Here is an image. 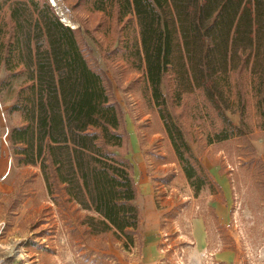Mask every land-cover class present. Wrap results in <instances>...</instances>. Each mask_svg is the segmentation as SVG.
Listing matches in <instances>:
<instances>
[{
  "label": "rangeland",
  "instance_id": "rangeland-1",
  "mask_svg": "<svg viewBox=\"0 0 264 264\" xmlns=\"http://www.w3.org/2000/svg\"><path fill=\"white\" fill-rule=\"evenodd\" d=\"M47 1L75 30L119 110L127 139L117 153L132 166L139 233L129 244L113 231H91L89 218L98 217L59 187L48 194L39 167L23 165L9 147L6 133L21 124L9 109L29 75L17 58L6 69L9 52L23 44L12 39L13 0H0V264H264V106L257 108L250 68L230 73L215 105L199 89L184 92L175 67L163 75L166 110L199 164L188 180L143 63L129 58L135 18L99 11L95 0ZM197 221L204 229L195 240Z\"/></svg>",
  "mask_w": 264,
  "mask_h": 264
},
{
  "label": "trees",
  "instance_id": "trees-1",
  "mask_svg": "<svg viewBox=\"0 0 264 264\" xmlns=\"http://www.w3.org/2000/svg\"><path fill=\"white\" fill-rule=\"evenodd\" d=\"M95 1L99 11L135 18L138 43L129 58L143 63L159 117L191 180L199 164L169 117L161 79L175 67L184 92L199 89L215 105L226 95L230 73L250 68L257 108L264 106V0ZM10 20L12 39L22 37L23 49L9 52L6 69L19 59L29 83L9 109L21 119L6 134L9 147L23 165L39 167L48 194L59 187L98 217L89 218L91 231H113L133 244L140 223L137 192L131 164L117 153L127 136L103 73L47 0H13Z\"/></svg>",
  "mask_w": 264,
  "mask_h": 264
},
{
  "label": "crops",
  "instance_id": "crops-1",
  "mask_svg": "<svg viewBox=\"0 0 264 264\" xmlns=\"http://www.w3.org/2000/svg\"><path fill=\"white\" fill-rule=\"evenodd\" d=\"M194 228L192 229V235L196 240V237H199V231L204 229L203 225L197 221V223L193 224Z\"/></svg>",
  "mask_w": 264,
  "mask_h": 264
},
{
  "label": "water",
  "instance_id": "water-1",
  "mask_svg": "<svg viewBox=\"0 0 264 264\" xmlns=\"http://www.w3.org/2000/svg\"><path fill=\"white\" fill-rule=\"evenodd\" d=\"M7 134V133H6Z\"/></svg>",
  "mask_w": 264,
  "mask_h": 264
}]
</instances>
